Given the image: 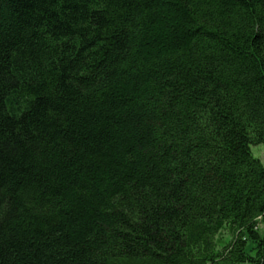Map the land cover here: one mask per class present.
I'll return each mask as SVG.
<instances>
[{"label":"trees","instance_id":"trees-1","mask_svg":"<svg viewBox=\"0 0 264 264\" xmlns=\"http://www.w3.org/2000/svg\"><path fill=\"white\" fill-rule=\"evenodd\" d=\"M264 0H0V264H264Z\"/></svg>","mask_w":264,"mask_h":264},{"label":"rangeland","instance_id":"rangeland-1","mask_svg":"<svg viewBox=\"0 0 264 264\" xmlns=\"http://www.w3.org/2000/svg\"><path fill=\"white\" fill-rule=\"evenodd\" d=\"M251 151L253 153V156L259 159L264 164V145L252 146Z\"/></svg>","mask_w":264,"mask_h":264}]
</instances>
